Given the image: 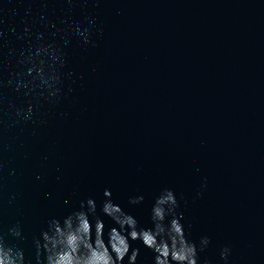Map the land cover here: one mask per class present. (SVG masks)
<instances>
[{
    "label": "water",
    "instance_id": "1",
    "mask_svg": "<svg viewBox=\"0 0 264 264\" xmlns=\"http://www.w3.org/2000/svg\"><path fill=\"white\" fill-rule=\"evenodd\" d=\"M166 189L197 264H264V0H0V255Z\"/></svg>",
    "mask_w": 264,
    "mask_h": 264
},
{
    "label": "clouds",
    "instance_id": "2",
    "mask_svg": "<svg viewBox=\"0 0 264 264\" xmlns=\"http://www.w3.org/2000/svg\"><path fill=\"white\" fill-rule=\"evenodd\" d=\"M106 197H111L109 189L104 190ZM143 197L133 198L135 203ZM88 211H79L68 216L63 226L59 221L52 222L54 232L43 233L45 248L48 249L47 264H123L129 256V264H135L139 248H131L129 240H141L143 245L155 253L154 264H197L196 245L184 235L181 215L175 213L177 205L174 193L166 189L158 197L152 209L153 228H138L136 219L123 211L111 199L103 202L102 211L110 216L119 227H111L108 240L104 239L105 223L96 217L94 224L88 213L95 215L96 205L92 198L87 200ZM171 219L165 224L166 217ZM208 238L202 239L207 244ZM227 249L222 252L225 255ZM0 264H16L6 254L0 255Z\"/></svg>",
    "mask_w": 264,
    "mask_h": 264
}]
</instances>
